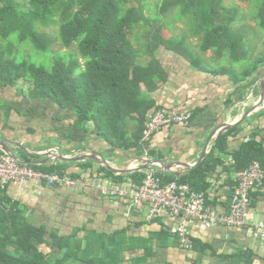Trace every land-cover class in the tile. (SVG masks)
<instances>
[{
  "label": "crops",
  "instance_id": "0c3cea01",
  "mask_svg": "<svg viewBox=\"0 0 264 264\" xmlns=\"http://www.w3.org/2000/svg\"><path fill=\"white\" fill-rule=\"evenodd\" d=\"M235 7L247 16L253 12L233 24V28L250 29L248 35L243 34L248 43L247 58L250 63L264 62V35L262 31L259 37L256 35L259 27L251 35V28L258 26L253 19L255 7L249 4ZM249 36L253 40L248 41ZM163 54L170 59L169 64H161L167 81L150 94L155 108L148 113L143 127L155 111L191 114L193 118L185 124L162 128L148 141L141 138L134 148L123 147L128 145L126 141L112 145L97 130L95 122L79 123L72 110L52 100H30L18 86L0 89V134L19 143L21 148L13 147L19 161L32 163L28 166L42 168L49 174L50 169L59 168L61 175L71 179L70 185L56 186L35 181L12 183L2 195L8 206H17L23 212L27 223L45 229L38 264H246L244 259H233L238 256L246 257L250 264H264V241L253 228L264 220V184L251 191L247 227L207 228L200 221L186 220L184 225L195 245L192 251L183 249L178 237L169 232L171 227L183 223L181 219L153 217L147 204L136 205L128 199L116 200L101 194L99 184L110 188L136 183L135 179L146 173L181 179L208 160L200 173L203 193L210 206L226 214L238 185L235 155L246 142L254 141L261 148L259 162L264 168V101L260 81L264 65L258 74L241 84L236 83L232 74L213 75L164 48L158 55ZM225 55L219 62L209 52L204 56L205 65L210 70L228 68L241 73L242 65L233 67L229 55ZM142 87L141 93L149 95ZM255 109L258 111L222 134L231 133L226 148L211 159L209 156L216 151L219 139L216 143L214 139L210 141L207 155L197 168L185 171L183 165H177L169 173L154 162L197 164L208 136L218 125L233 124ZM137 128L135 120L128 122L130 141L136 137ZM50 149L71 158L88 151L98 152L109 168L93 159L46 163L44 153ZM141 166L149 167L150 171L137 172ZM129 169L135 171L127 173ZM9 251L14 254L15 248Z\"/></svg>",
  "mask_w": 264,
  "mask_h": 264
},
{
  "label": "trees",
  "instance_id": "16d2710c",
  "mask_svg": "<svg viewBox=\"0 0 264 264\" xmlns=\"http://www.w3.org/2000/svg\"><path fill=\"white\" fill-rule=\"evenodd\" d=\"M149 1L0 0V89L17 87L20 82L31 83L30 100H52L72 110L79 123L95 122L97 130L112 145L126 141L128 145L123 147L134 148L143 136L148 113L155 108L150 99V94L158 89L154 79L160 85L167 81L164 68L157 61L161 49L176 53L193 67L213 75L232 74L236 83L241 84L258 74L264 65L260 60L249 62L244 35L233 28V24L243 20L239 7L228 8L225 0H155L153 6ZM246 1L255 4L254 20L264 29V0ZM173 11L185 21L188 34L163 35L168 28L164 17ZM51 26L58 27L65 49L75 46L76 60L73 56L71 60L51 59L42 31ZM197 37L201 43L194 47L190 38ZM27 44L52 61L51 66L33 63L34 55L22 60L24 52L17 47ZM209 52L214 53V61L221 62L227 54L233 67L245 66L241 73L228 68L210 70L204 62ZM81 59L83 65L79 63ZM141 86L149 95L141 93ZM134 120L138 132L130 141L128 122ZM230 134L219 138L209 159L225 150ZM260 154L256 142H246L235 155L238 169H245L256 160L261 162ZM207 163L208 160L184 178L161 179L164 183H186L203 192L200 173ZM49 171L61 173L56 167ZM143 177L136 178V183ZM45 235V229L27 223L17 206H8L6 198L1 197L0 264H38V249L45 244ZM11 247L15 248L14 254L9 251ZM233 259H244L250 264L244 256Z\"/></svg>",
  "mask_w": 264,
  "mask_h": 264
},
{
  "label": "built area",
  "instance_id": "2783aa9c",
  "mask_svg": "<svg viewBox=\"0 0 264 264\" xmlns=\"http://www.w3.org/2000/svg\"><path fill=\"white\" fill-rule=\"evenodd\" d=\"M191 114L153 112L143 130L142 141H148L162 128L187 123ZM238 185L235 189L229 212L222 214L207 203L205 193L195 191L191 185L171 181L164 183L154 173H146L139 184L104 186L99 184L101 194L116 200H130L133 204L149 205L150 215L181 219L182 224L171 227V235L177 236L180 246L188 251L195 249L194 242L184 225L186 220L200 221L207 228L225 226L243 228L249 226L248 214L252 204L251 191L264 184V168L253 161L247 168L237 171ZM26 181L46 182L51 186L70 185L71 179L61 174H49L23 165L0 151V199L12 183ZM264 241V220L254 227Z\"/></svg>",
  "mask_w": 264,
  "mask_h": 264
},
{
  "label": "rangeland",
  "instance_id": "374dc122",
  "mask_svg": "<svg viewBox=\"0 0 264 264\" xmlns=\"http://www.w3.org/2000/svg\"><path fill=\"white\" fill-rule=\"evenodd\" d=\"M19 1L24 2V0H19ZM149 3H150L151 6H153V4H155V0H150ZM225 4H226V6L228 8L235 7L237 4L238 5L249 4L252 7H255V4L253 2L246 1V0H225ZM174 12H176V11L169 12L164 17L165 19L163 18L165 20V23L168 25V28H166V30L163 31V35L165 37H170L171 35L179 36V35H182V34H185V33L188 34V31L184 27L185 26V21H182L176 15V13H174ZM255 13H256V11H255ZM241 15L243 16V19H245V18H247L249 16H252L253 12H251L250 15H248V16L245 15L244 13H242ZM259 26L261 27L260 23H258L257 27L255 26L254 28H251L252 29V34H251L252 36H254L257 33V29H258ZM234 29L237 32H239V33H243V34L245 33V35H248V34H246V32L250 30L248 28L244 29L243 27L242 28L238 27V29H236V28H234ZM42 31L45 34L44 40L46 42V45L49 47V49L51 51V55H50L51 59L57 57V58H64V59H67V60H71L74 57L73 59L76 60V48H75V46H73L71 49H65L64 48V46H63V44H62V42H61V40L59 38V35H58V27H55V26H51V27H48V28L43 27ZM261 31H262V34L264 35V29L263 28H259V31L256 34L258 37L260 36ZM247 39H248V41L249 40H253V37L249 36ZM190 41L192 42L194 47H196L197 45H200V43H201L200 42V37L190 38ZM0 42H1V40H0ZM245 44L248 45L246 40H245ZM247 48H248V46H247ZM17 49H22V51L24 52V55L21 57L22 60L25 59L24 58L25 56L26 57H31V55H34V58L32 60L33 63H35L37 65L45 64L47 66H51V64H52V61H49L48 58H46L43 55L39 54L36 51V49L34 47H32L30 44H27L25 46H19V47H17ZM17 49H16V51H17ZM10 51H11V49H10ZM159 56L160 55H157V61L161 62L162 65L170 63L169 62L170 59L167 56H165L164 54L162 56H160V57ZM212 56H213V54H210V57H212ZM79 63H81L83 65L84 61L81 59V61H79ZM239 66L240 65H238L236 67H239ZM244 66H245V64L242 65V69L244 68ZM242 69H241V72H242ZM165 73H166V71H165ZM154 80H155L154 84L159 87L160 84H158V81L156 79H154ZM18 87H19L20 90H22V92L23 91L26 92L27 95H29L30 92L33 89V86H32L31 83L20 82ZM146 90L147 89L145 88V91ZM146 93H147V91H146Z\"/></svg>",
  "mask_w": 264,
  "mask_h": 264
},
{
  "label": "water",
  "instance_id": "95a60500",
  "mask_svg": "<svg viewBox=\"0 0 264 264\" xmlns=\"http://www.w3.org/2000/svg\"><path fill=\"white\" fill-rule=\"evenodd\" d=\"M261 81V96H262V99L264 101V76L263 78L260 80ZM256 111L258 110H252L251 112H249L247 115L241 117V119H239L238 121H236L235 123L231 124V123H222L220 125H218L212 132L211 134L208 136V139H207V143H206V148L202 154V158L200 159V161L193 165V166H188V165H185V164H181V163H162L160 161H154L156 164H159V168H163V170L165 172H169V173H173L170 168L173 167V166H177V165H183L184 168H185V171H191L193 170L194 168H197L198 166H200L202 164V161L205 159L206 155H207V152H208V146H209V143L212 139H214V142L216 143L217 140L219 139V137L226 133L227 131L231 130L233 127L241 124L249 115H252L253 113H255ZM15 146H18L21 148V146L19 145V143H15L9 139H4L2 137V135L0 134V150L7 153L9 156H11L13 159H15L16 161H18L19 163L23 164V165H30L32 163H22L21 161H19L18 159V156L17 154L14 152V149L13 147ZM44 156L47 157V161L46 163L50 162V161H55V162H58V161H66V162H79V161H82V160H85V159H93L95 161H97L98 163H100L101 165L109 168V166L107 165V163L101 158L102 155L98 152H94V151H88V153H86L85 155H82V156H79L77 158H71V157H65V156H59V154H56L53 149H50L48 151H46L44 153ZM142 162H145V161H142ZM43 165V164H42ZM133 168V167H131ZM135 171V169H129L127 171V173H133ZM137 172H144V171H150L149 167H144V166H141L139 168L136 169ZM176 174L177 176L179 175L180 176V173H174Z\"/></svg>",
  "mask_w": 264,
  "mask_h": 264
}]
</instances>
